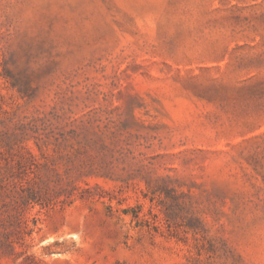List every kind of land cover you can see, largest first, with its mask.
Instances as JSON below:
<instances>
[{
  "label": "rangeland",
  "instance_id": "obj_1",
  "mask_svg": "<svg viewBox=\"0 0 264 264\" xmlns=\"http://www.w3.org/2000/svg\"><path fill=\"white\" fill-rule=\"evenodd\" d=\"M0 264H264V0H0Z\"/></svg>",
  "mask_w": 264,
  "mask_h": 264
}]
</instances>
